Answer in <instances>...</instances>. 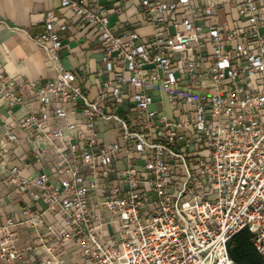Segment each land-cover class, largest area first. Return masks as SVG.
<instances>
[{
	"label": "built area",
	"instance_id": "built-area-1",
	"mask_svg": "<svg viewBox=\"0 0 264 264\" xmlns=\"http://www.w3.org/2000/svg\"><path fill=\"white\" fill-rule=\"evenodd\" d=\"M125 2L62 0L100 30L94 83L60 63L75 22L60 10L29 34L57 77L0 72L5 199L21 197L0 260L238 264L230 243L247 229L264 264V0L235 1L234 28L206 23L218 0H138L136 21L112 23ZM24 229L35 235L21 247Z\"/></svg>",
	"mask_w": 264,
	"mask_h": 264
},
{
	"label": "crops",
	"instance_id": "crops-1",
	"mask_svg": "<svg viewBox=\"0 0 264 264\" xmlns=\"http://www.w3.org/2000/svg\"><path fill=\"white\" fill-rule=\"evenodd\" d=\"M94 0H85L92 3ZM201 4H207L209 0H199ZM237 0H218L219 7L206 21L208 25L226 22L231 28L238 23ZM138 0H126L124 10L113 11L110 19L112 23L131 17L136 21V4ZM60 10L62 16L74 19L70 28L63 33V48L60 51V63L66 69L81 67L89 74V80L94 83L95 72L100 68L103 44L99 40L100 30L95 25H85L78 21L72 9L64 7L62 0H0V19L7 26L0 27V72L12 76L17 82L24 80H51L57 77L56 69L47 62L45 53L29 39V34L35 35L44 30V18L47 12ZM57 26V25H56ZM142 36L151 35V26L137 27ZM94 77L92 81L91 78ZM96 94V88H92L91 95ZM16 114L22 116L24 111L16 109ZM102 127H104L102 125ZM24 147L16 153L21 154ZM18 163V162H16ZM36 167H39L36 166ZM28 171H24L27 175ZM5 173L0 169V225L5 224L6 218L11 213H19L20 199L15 194L13 200L5 199V185L3 178ZM33 229H24L19 245L26 247L34 237ZM40 255L41 251L36 250ZM0 264H5L0 260Z\"/></svg>",
	"mask_w": 264,
	"mask_h": 264
},
{
	"label": "trees",
	"instance_id": "trees-1",
	"mask_svg": "<svg viewBox=\"0 0 264 264\" xmlns=\"http://www.w3.org/2000/svg\"><path fill=\"white\" fill-rule=\"evenodd\" d=\"M233 260L238 264H260L261 256L252 242V233L245 229L236 234L229 247Z\"/></svg>",
	"mask_w": 264,
	"mask_h": 264
},
{
	"label": "rangeland",
	"instance_id": "rangeland-1",
	"mask_svg": "<svg viewBox=\"0 0 264 264\" xmlns=\"http://www.w3.org/2000/svg\"><path fill=\"white\" fill-rule=\"evenodd\" d=\"M91 80L93 81V80H94V77H92ZM90 98H91V99L94 98V93H93V95L90 96ZM212 198H213V197H212Z\"/></svg>",
	"mask_w": 264,
	"mask_h": 264
}]
</instances>
